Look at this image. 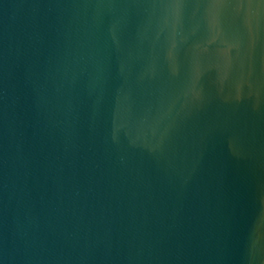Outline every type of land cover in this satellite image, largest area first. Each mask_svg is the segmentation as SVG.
<instances>
[{"label":"water","instance_id":"1","mask_svg":"<svg viewBox=\"0 0 264 264\" xmlns=\"http://www.w3.org/2000/svg\"><path fill=\"white\" fill-rule=\"evenodd\" d=\"M0 264H264V0H0Z\"/></svg>","mask_w":264,"mask_h":264}]
</instances>
